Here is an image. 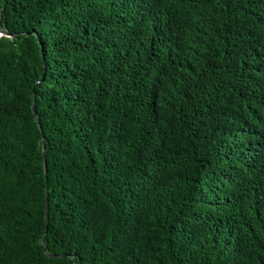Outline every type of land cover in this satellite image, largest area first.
Returning a JSON list of instances; mask_svg holds the SVG:
<instances>
[{"label": "trees", "instance_id": "trees-1", "mask_svg": "<svg viewBox=\"0 0 264 264\" xmlns=\"http://www.w3.org/2000/svg\"><path fill=\"white\" fill-rule=\"evenodd\" d=\"M0 264H264V0H0Z\"/></svg>", "mask_w": 264, "mask_h": 264}, {"label": "water", "instance_id": "water-1", "mask_svg": "<svg viewBox=\"0 0 264 264\" xmlns=\"http://www.w3.org/2000/svg\"><path fill=\"white\" fill-rule=\"evenodd\" d=\"M34 114H35V116H37L36 115V110H35V108H34ZM37 118V117H36ZM46 158H47V156H46V144H45V140H44V160H45V170H46V173H47V162H46ZM48 192H49V190L47 189V208H46V223H47V231H48V228H49V200H48V198H49V195H48ZM44 241V240H43ZM43 245V244H42ZM53 257H57V256H53Z\"/></svg>", "mask_w": 264, "mask_h": 264}, {"label": "rangeland", "instance_id": "rangeland-1", "mask_svg": "<svg viewBox=\"0 0 264 264\" xmlns=\"http://www.w3.org/2000/svg\"><path fill=\"white\" fill-rule=\"evenodd\" d=\"M1 35H5V34H1Z\"/></svg>", "mask_w": 264, "mask_h": 264}]
</instances>
